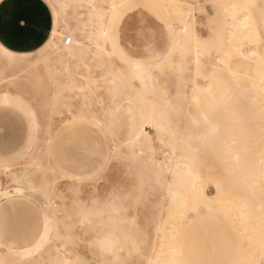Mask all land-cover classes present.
<instances>
[{
	"label": "rangeland",
	"instance_id": "374dc122",
	"mask_svg": "<svg viewBox=\"0 0 264 264\" xmlns=\"http://www.w3.org/2000/svg\"><path fill=\"white\" fill-rule=\"evenodd\" d=\"M110 1L118 4L115 12L108 8L107 3ZM121 1L124 0H102V13L105 25L109 24L110 38L103 45L106 52L103 57L104 64L102 49L92 47L86 64L80 67L72 65V71L68 76L57 78V85L51 83L44 73L34 70L37 81L36 94L45 101L42 120L51 127L49 135H41L43 141L40 144L39 156L43 159L46 172L38 174L36 179L37 185L42 189L39 194L27 193L24 197L14 198L11 202L14 205L10 202L1 204L0 212L3 211L0 213V241L3 244L1 252L4 254L8 245L18 249L33 245L41 232L43 216H48L54 218L60 226L59 237H53L50 244L53 253L66 258L71 264H154L149 258L156 255V250L160 249L164 242L170 246H179L185 264H247V260L244 261L242 256L243 252L251 249V244L244 236L240 225L229 218V205L232 200L240 198L241 193H236L222 182H218L219 184L213 182V179H221L228 172L226 165L229 163L230 153L226 148L229 138L228 126L231 121L227 113L229 107L206 109L208 116L205 121L213 123L216 127H224V133H219L213 145H207L208 149L205 147L203 152L200 150L197 152L192 149L197 145V141L190 142V145L178 142L172 162H176L182 153L187 156L193 153L198 155L196 163L208 195L205 202L210 204L212 210L209 212L204 205L199 204L197 213L188 211L179 222L175 221L169 212L171 202L166 187L172 182L171 173L165 171L160 183L146 181L142 184L140 182L142 168L135 161L127 159V151L125 154L118 153L117 160L105 163L103 156L107 149L113 150L112 143L107 146V142L96 132L89 120H73L68 110L70 109L73 114L86 111L103 116L107 110L119 103L117 98L113 99L115 91L109 83L113 73H130L132 67L129 63L137 62L145 75L151 74L156 83L158 97L165 96L169 102L182 106L183 115L179 118L176 116L170 118L173 122L172 127L179 132L183 129L197 132V126L188 123V115L202 110L204 102H195L196 91L193 83L208 86L209 83L204 80V76H213L232 86L234 93L238 94L243 87L249 85V80L255 75L256 70L264 72V25L260 23L258 17V12H262L264 16V0L243 1L248 7L249 14L253 16V28L248 18V26L244 27L247 28L240 27L243 28L242 32L238 31L241 33L237 32L240 29L238 28L228 34L223 41L226 44L229 41L227 46H230V49L227 46V49H223V46L225 48L223 41L221 44L216 43L218 35L222 32L218 30L221 26H215L213 30L214 24L218 22L214 23L212 18L219 13L218 7L213 11L210 0H179L192 9L190 25L192 33L194 32L202 41H212V44L207 43L200 51L203 77L194 73L190 50L183 57L172 52L176 39L183 35L179 21L183 5L178 0L177 2L126 0L119 5ZM237 1L239 0H226L225 3L222 0V3ZM219 15L220 13L217 14ZM130 22L136 24L135 32L129 29ZM209 25L213 27L210 28ZM255 31L260 35L258 43L249 38L253 37ZM231 35L241 38V41L233 39ZM192 38L190 36L189 41H192ZM248 38L251 41H248ZM102 41L96 40L99 44ZM111 43L113 45L117 43L119 46V50L113 47L116 53L113 52ZM217 44L222 45L221 48ZM118 55H121V58ZM179 62L183 65L182 71L177 69ZM5 76L0 74V93L7 87ZM74 85L77 88H73ZM132 85L135 90L140 88L136 79L132 80ZM57 95L61 100L55 102L53 99ZM26 100L28 101L24 102L11 94L9 103H0V161L16 171L33 170L36 167L35 164H28V157L21 159L13 153L22 146L28 135V119L18 110V106L26 107L28 103L36 105L34 100L30 98ZM247 104L251 110L253 103ZM147 129L148 136L160 146L155 130L149 127ZM126 132L127 127L122 126L118 134L121 139L125 138ZM163 149L166 151V158H170L171 154L167 147ZM159 164L168 165L166 160H161ZM101 168L102 171L98 172ZM1 179L3 188L15 186L11 179L5 176H1ZM139 183L142 188L139 187ZM93 187L96 190H93ZM76 201H80L86 208H106L113 201L120 203L122 210L118 216L126 220L127 229L139 238L138 243L141 238L146 239L145 245H140L141 251L135 252L133 249L129 252L125 249L117 251L118 262H115L111 255L101 256L95 244L107 228L105 229L104 225H97L87 230L74 213ZM253 202L254 205L258 204L257 201ZM160 225L169 227L174 225V235L164 238L162 231L159 232L158 229ZM257 264H264V256L257 258Z\"/></svg>",
	"mask_w": 264,
	"mask_h": 264
},
{
	"label": "bare ground",
	"instance_id": "6f19581e",
	"mask_svg": "<svg viewBox=\"0 0 264 264\" xmlns=\"http://www.w3.org/2000/svg\"><path fill=\"white\" fill-rule=\"evenodd\" d=\"M2 1L0 0V3ZM43 1L51 10L53 29L50 38L42 48L33 53H16L8 50L0 43V74L6 75L5 80L7 81L6 90L0 93V103H9L11 94L24 102L28 101L26 98L36 102V105L28 103V106L25 107L32 113L31 121L26 117L28 119V135L23 146L14 153L21 159L28 157V164H35L36 167L33 170L16 171L10 165L0 161V206L3 202L11 203L14 198L24 197L27 193L39 194L42 191L41 186L37 185L36 182L38 174L46 172L44 171L43 159L39 156L40 144L43 141L41 135H49L51 127L44 124L42 120L45 101L36 94L37 81L34 70L44 73L51 83L57 85V78L68 76L72 71V65L80 67L86 64L92 47L102 49V64H104L103 57L106 52L103 45L110 40L109 24L105 25L104 14L102 13V0ZM124 1L119 2V5ZM170 1L177 2V0ZM223 1L226 3V0ZM239 1H241V5H239ZM239 1L223 4L222 0H210L211 6L214 8L213 11L218 7L220 13L219 16H217L219 13H216V16L212 18L214 23L218 22L215 23L217 25L214 24V27L213 24L211 25L213 30L215 26H221L218 30L222 32L218 35V42L216 43L221 44L233 30L236 31L240 27L248 26V18L253 28V16L249 14L245 2L243 4L244 0ZM180 3L182 4V1ZM107 4L112 12L117 10L118 4L113 1ZM182 5V17L179 21L183 35L176 39L172 52L183 57L190 50L194 63V73L203 77L200 51L207 43L212 44V41H202L194 35V32L192 33L190 30L192 9L187 7L185 3ZM189 6L191 5L189 4ZM258 17L260 23L264 25L262 12H258ZM110 20L111 17L108 20L109 23ZM242 29H238L237 32ZM216 32L218 31L216 30ZM190 36L193 37L192 41H189ZM239 36L241 37L240 34ZM185 37H189V39H185ZM232 38H237V36H232ZM249 38L253 39L254 42H260V35L256 31L253 33V37ZM67 39H71V44H65ZM97 39L103 41L99 44L96 42ZM228 43L229 41L227 44L224 42L225 48L223 46V49L230 47L227 46ZM220 44L217 45L221 48L222 45ZM112 45L111 43L110 46ZM113 47L119 50L117 43L111 47L112 50ZM114 50L113 52L116 53ZM118 56L121 58V55ZM129 65L132 67L130 73H113V77L109 80L112 89L115 91L113 99L119 100L114 108H110L102 116L86 111L73 114L69 107L68 111L71 113L72 119L89 120L96 132L107 142V146L110 142L112 143L113 150L108 151L107 149L103 156L105 163L117 160L118 153L125 154L124 152L127 151V159L135 161L142 168L140 171L142 184L146 181L160 183L162 174L169 171L172 175V182L166 187L171 202L169 212L171 216H174V220L179 222L183 220L188 211L197 213L199 204L204 205L209 212L212 210L210 204L205 202L208 195L197 167L198 155L193 153L191 156H187L182 153L176 162H172L178 142L182 141L183 144L190 145V142L197 141V145L192 149L203 152L207 145H213L212 143L219 133H224V127H216L213 123L205 121L208 116L206 109L229 107L227 113L231 121L228 126L229 138L226 148L230 153L229 163L226 165L228 172L221 179H213V182L214 184L222 182L236 193H241L240 198L236 201L232 200L229 205V218L240 225L244 236L251 244V249L246 253L243 252V260H247V264H257V258L264 256V72L256 70L255 75L253 74L254 76L249 80V85L243 87L238 94L234 93L232 86L213 76H204V80L209 83L208 86L197 82L193 83L196 91L195 102H204L202 110L188 115V123L196 125L197 132H190L187 129L179 132L172 127L173 122L170 118L172 116L181 117L183 115L182 106L169 102L165 96L158 97L155 81L151 74L145 75L139 63L132 62ZM177 69L182 71V62L177 64ZM133 79H136L140 85L138 90L133 88ZM73 88L77 87L74 85ZM10 90L14 92L12 93ZM53 100L56 102L61 99L57 95ZM249 102L253 103L251 110L248 108L249 106H246ZM33 124L37 127L34 128ZM122 126L127 127L126 136L123 139L118 135ZM148 127L155 130L158 136L157 143L160 146L148 136ZM163 147H167L170 151V158H166V151ZM161 160H166L168 165L159 164ZM1 176L11 179L15 186L3 188ZM140 185L139 183V187L142 188ZM149 189L154 190L150 187ZM93 190L96 189L93 187ZM143 201L145 202V199ZM253 201H257L258 204L254 205ZM117 202L119 201L117 200ZM118 204L113 201L108 205L106 204V208H86L80 201H76L74 208V213L87 230L97 225H104L105 229L107 228L104 230V235L97 239L95 245L101 256L111 255L115 262H118L117 251L125 249L129 252L133 249L135 252H139L141 251L140 245H145L146 240L141 238L138 243L139 238L127 229L126 220L118 216L122 210L121 204ZM11 205L14 204L11 203ZM43 218L41 232L33 245L19 249L13 245H8L3 254L1 252L3 244L0 241V264H71L66 258L54 254L53 248L50 246L52 238L59 237L60 226L52 217L43 216ZM152 219L154 218L152 217ZM129 222L131 223V221ZM173 226L160 225L158 229L159 232L162 231L163 237L167 238L174 235L175 226ZM18 247L20 246L18 245ZM149 261L154 264H185L179 246H170L165 242L160 249L156 250V255L149 258Z\"/></svg>",
	"mask_w": 264,
	"mask_h": 264
},
{
	"label": "crops",
	"instance_id": "0c3cea01",
	"mask_svg": "<svg viewBox=\"0 0 264 264\" xmlns=\"http://www.w3.org/2000/svg\"><path fill=\"white\" fill-rule=\"evenodd\" d=\"M52 29V13L43 0H3L0 3V43L8 50L36 52L46 44Z\"/></svg>",
	"mask_w": 264,
	"mask_h": 264
},
{
	"label": "snow or ice",
	"instance_id": "6c2138e0",
	"mask_svg": "<svg viewBox=\"0 0 264 264\" xmlns=\"http://www.w3.org/2000/svg\"><path fill=\"white\" fill-rule=\"evenodd\" d=\"M145 23H148L147 21H145ZM136 24L134 23V22H130L129 23V29L130 30H132L133 32H135L136 31ZM18 110L20 111V112H22L28 119H29V121H31V118H32V113H31V111L29 110V109H27V108H25V107H23V106H18ZM33 127L35 128V127H37L35 124H33ZM99 171H102V168L101 169H98V172Z\"/></svg>",
	"mask_w": 264,
	"mask_h": 264
},
{
	"label": "built area",
	"instance_id": "2783aa9c",
	"mask_svg": "<svg viewBox=\"0 0 264 264\" xmlns=\"http://www.w3.org/2000/svg\"><path fill=\"white\" fill-rule=\"evenodd\" d=\"M66 45H69L71 44V39H67L66 42H65Z\"/></svg>",
	"mask_w": 264,
	"mask_h": 264
}]
</instances>
